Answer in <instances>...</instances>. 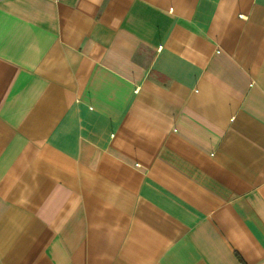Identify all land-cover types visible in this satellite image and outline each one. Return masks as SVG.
<instances>
[{
    "label": "crops",
    "instance_id": "crops-1",
    "mask_svg": "<svg viewBox=\"0 0 264 264\" xmlns=\"http://www.w3.org/2000/svg\"><path fill=\"white\" fill-rule=\"evenodd\" d=\"M0 264H264V0H0Z\"/></svg>",
    "mask_w": 264,
    "mask_h": 264
}]
</instances>
